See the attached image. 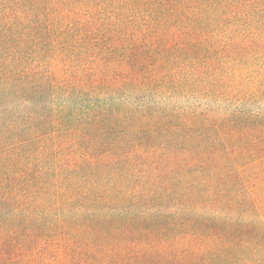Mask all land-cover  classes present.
Instances as JSON below:
<instances>
[{"label": "trees", "instance_id": "16d2710c", "mask_svg": "<svg viewBox=\"0 0 264 264\" xmlns=\"http://www.w3.org/2000/svg\"><path fill=\"white\" fill-rule=\"evenodd\" d=\"M0 264H264V0H0Z\"/></svg>", "mask_w": 264, "mask_h": 264}]
</instances>
